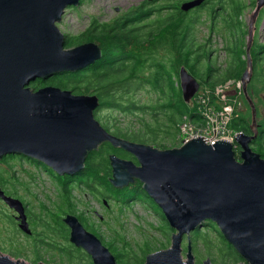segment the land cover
Wrapping results in <instances>:
<instances>
[{"label":"water","instance_id":"95a60500","mask_svg":"<svg viewBox=\"0 0 264 264\" xmlns=\"http://www.w3.org/2000/svg\"><path fill=\"white\" fill-rule=\"evenodd\" d=\"M81 1L0 0V158L23 154L46 163L60 176H71L85 168L90 152L110 142L139 162L138 166L111 155L112 185L125 189L139 180L176 231L171 248L149 254L145 264H196L190 243L184 260L182 241L206 221L219 227L242 257L240 264H264V159L250 147L258 135L255 111L254 135L237 136L239 157L231 143L220 140L207 145L203 138L162 151L118 139L105 130L94 116L100 104L97 96H76L55 87L30 88L38 79L81 71L101 58L102 51L95 44L63 48L65 35L57 24L62 23L66 9L78 7ZM204 2H184L180 10L189 12ZM263 7L264 0H256L253 22ZM179 77L182 97L189 103L200 84L185 67ZM0 198L18 213L19 228L31 235L21 201L8 197L2 189ZM64 223L70 230V242L84 250L93 264H117L101 239L76 216L67 215ZM0 264L29 263L0 251Z\"/></svg>","mask_w":264,"mask_h":264},{"label":"rangeland","instance_id":"374dc122","mask_svg":"<svg viewBox=\"0 0 264 264\" xmlns=\"http://www.w3.org/2000/svg\"><path fill=\"white\" fill-rule=\"evenodd\" d=\"M144 1L82 0L78 7L66 9L62 23L59 22L57 25L65 37H72L88 31L91 23L94 21L110 24L116 20L123 22L129 16L136 20L140 14L135 13V10L138 7H142L141 5ZM184 1L186 0H157L156 2L152 0V4L149 7L153 10H148L147 13L154 15L150 14L151 17L149 19L140 22V24L136 23L134 26L132 24L131 27L124 30L129 33L136 29V26L142 25L141 27H146V29L140 33L138 32V36L141 39H157L163 31L160 29H150V27L158 19H166L170 14L177 13L176 11L172 12L170 8L175 7L178 9L176 2L182 4ZM199 7L189 11L186 23L180 29L182 32L181 36L185 35L187 30H189L190 40L192 41L194 38L196 48L204 45L205 49L203 48V52L206 51L204 52L205 56L209 55V52L210 55L213 52H217L219 59L223 61L224 49L226 52L235 49L237 54L241 53L240 48L243 46L245 36L247 43L251 42L250 34L255 37L256 41H258V38L264 40V10L262 13H259L255 22L252 19L256 0H207V4ZM124 17L126 18L124 19ZM252 23L253 25L251 26ZM256 26H260L259 34L258 31L253 30ZM66 40L64 39V44L66 45L63 48H66L68 45ZM174 44V39L171 36L169 45L173 46ZM191 45L189 43L188 46ZM76 47L70 49H76ZM167 50V47L158 48L157 53H155L157 54V58L163 60V53H166ZM197 58L198 56L196 55L193 58V62ZM210 62L211 56L210 59L202 58V61L198 64L199 75L208 69ZM211 65H214L213 62H211ZM231 68L229 66L227 69L225 65L221 70L230 73ZM180 70L177 71V77L175 76V78L178 79L182 94L179 77ZM188 71L199 80H206L204 76L194 74L190 69ZM146 73L150 74L148 69ZM227 73L218 71L213 74L212 72V77H209L208 83L201 85L200 90H212L213 86L219 87L221 84L224 85L220 81L229 78V74ZM218 75L220 76L218 77ZM213 82L216 84L211 85ZM226 84H229L231 87L228 91V99L235 100L237 94L234 93L233 87H237L241 82L229 79L228 81L226 80ZM96 91V88H94L87 96H97ZM91 93L95 94L91 95ZM160 95L161 93L153 91L152 88L142 85L138 81L131 82L120 90H117V100H120L122 104L128 101L135 102L140 106H154L160 102ZM120 103L115 108H105L102 110L99 113V117L102 120H99L97 115L95 116L104 129L103 124L107 123L112 128H119L120 130L129 129L135 131L137 134L140 132L139 125L143 120L153 122L150 114H146V112L140 110L136 112L135 110L125 111L126 106L119 105ZM220 104H223V101H220ZM239 107H237V110ZM242 109L241 107L240 110L244 113ZM161 119L162 121H166L164 114H162ZM246 120L249 126L252 125V118L250 116ZM263 121L264 118L257 120L259 123ZM230 127L233 132L238 131L233 122ZM149 137L151 136L146 138L148 141L150 140L147 145L158 150L163 151L182 146L173 137L166 134L160 136V145H154V142ZM250 147L253 152L260 154L259 148L256 145L250 143ZM105 148L109 150L108 147ZM236 149H239V145ZM110 154L112 155V153ZM110 154L109 156H111ZM2 161L4 163L0 164V176L6 181V190L8 193L15 191L16 195L24 200L23 203L20 199H17L24 206L25 213L29 217V227L33 233V235L24 233L19 228V225L15 223L14 214H16L15 217L18 216L16 210L0 201V251L4 256H10L13 260L29 264H37L36 262L38 261L41 262L39 264H93L92 259L84 250L76 249L70 242V232L68 241L66 240L67 236H65V233L70 230L64 224V221L61 222V220L70 212V209L62 202L64 191L60 187V184L65 182V187L70 183L68 190H71V204L76 210L75 215L79 217L80 223L89 232H95L94 234L97 236L99 234L104 246L114 256L117 252L124 256V258L118 259L117 264H145L146 257L149 255L147 252L152 254L171 248L172 235L176 232L168 226L166 216L163 212L162 214L160 213L161 209L158 207L159 210L156 207L157 204L143 189V185L140 182L132 183L125 189H119L112 184L106 186L105 181L101 177L94 179L95 183L93 181L88 183L91 179L88 173H86L87 171L84 170L85 168L77 173L76 177L65 180L59 179L57 177L58 173L46 163L33 162L30 161V158L24 160L20 156H7ZM110 179L112 180L113 178ZM76 183L78 184L74 185ZM56 217L58 220L55 219ZM200 231L204 235H208L207 238L211 240V243L206 244L202 240L195 243V247L192 248V255L196 264H203L207 260H211L212 264L243 263L239 255L237 257L226 251V249L232 251L230 243L226 239H223L219 233L217 234L208 229L207 225L202 226ZM49 244L54 247H50ZM188 245L186 235L182 241V254L185 261L187 260ZM232 249L234 248L232 247ZM38 252L41 257L36 256Z\"/></svg>","mask_w":264,"mask_h":264},{"label":"trees","instance_id":"16d2710c","mask_svg":"<svg viewBox=\"0 0 264 264\" xmlns=\"http://www.w3.org/2000/svg\"><path fill=\"white\" fill-rule=\"evenodd\" d=\"M156 1L157 0H154V2ZM179 6L180 4L178 5L179 10L175 7L170 8L172 12L176 11L177 13H174L173 15L170 14V16L166 19H158L150 27V29H160L163 31V33L157 39H141L138 36V32L140 33L141 31L146 29V27H141L142 25L136 26V29L130 31L129 33L124 30L125 28L131 27L132 24L133 26L136 23L140 24V22H143L149 19L151 15H154L151 13L150 15L149 13L145 12L146 9H141L137 12L140 15H138V18L136 20L129 16V18L127 19H125V17V20L123 22H118L119 20H116L110 24L97 23L96 21L92 22L89 30L85 33L72 37H65L68 44L66 49L86 44H95L102 51L101 58L95 61L93 64L85 67L81 71L65 73L60 72L44 80L38 79L31 83L30 88L38 90L44 87H55L64 91H71L76 96H87L94 88H96V93L97 97H99L100 99V104L99 107L94 111V116L97 115L98 119L102 120L99 117V113L102 110H104L105 108H115L117 107V104L120 103V100H117V90H120L125 85L131 82H141L142 85H147L149 88H152L153 91L161 93V95L159 96L160 102L156 103V105L154 106H140L135 102L128 101L123 104L120 103L119 105L126 106L125 111L128 112L133 110H135V112L137 110L146 112V114H150L151 120H153V122H147L146 120H143L139 125L140 132L137 134L135 131L129 129L120 130L119 128H112L107 123H102L103 126L108 132L113 134L114 137H117L121 140L134 142L136 144L147 145L150 140L148 141L146 138L148 136H151L149 138L152 142H154L153 144L160 145V136L163 134L173 137V139L177 141V143H179L177 139V125L178 123L182 122L185 114L191 113L194 108H191L190 104L185 103L184 99H182L183 97L180 92L179 82L178 79L175 78V76L177 77V71H179L182 67H185L186 69L188 68V70L190 69L192 73L199 75L200 73L198 74V64L202 61V58L210 59L211 56L210 52L209 55L205 56L204 52L206 51L203 52V48L205 49L204 45L202 47L198 46V48H196L194 38L192 39V41L190 40L189 30H187L185 35L181 36L182 32L180 28L185 25L186 17L188 16L189 12H181ZM150 10L153 9L150 8ZM178 30L180 31L177 33ZM171 36L173 37L175 42L173 46L169 45ZM189 43H191L192 45L188 46ZM160 47L168 48L167 52L163 53V60H159L157 58V54H155ZM241 49L242 47L240 48V51ZM245 54L246 53L244 51H241L240 54H237V59H242V56ZM196 55L198 56V58L195 62H193V58ZM147 69L149 70L150 74L146 73ZM245 69L246 64H243L240 69L237 68L236 64H234V66H232L230 70V73H227L229 74V78L226 80H241L242 76L244 77L247 72V70L245 71ZM212 72L213 71L209 66L208 69H206V71L199 76H204L206 79L204 81L208 83L207 80L210 76H212ZM226 80L223 79L220 82H223V84H225ZM213 84L216 83L213 82L211 85ZM212 88H214V86ZM94 94L95 93H91V95ZM151 112L153 113L151 114ZM162 114H164L166 121H162ZM262 124L263 129L260 131L258 138L253 141V145H256L257 148H259L258 151L261 157L264 158V121L262 122ZM233 125L237 127L236 130H238L239 132L246 135H251V128L249 127L246 119L237 118L233 121ZM105 147H108L109 150H106ZM234 150L237 153V157H239L241 147L239 146L238 150ZM109 152L117 157L121 155H132L121 148H114L110 143H104L103 145L99 146L98 150H94L89 153L85 161L84 170L87 171L86 173H88L91 179L88 183L92 181L95 183L94 179H97V177H101V179L105 181L106 186L112 184L110 182V178H113V173H111L112 166L110 162ZM32 161L36 162L35 160ZM59 179H61V177H59ZM65 183L60 184V187L62 188V191H64L62 202L68 209H70V212L67 215H73L79 218L77 215H75L76 210L74 207H72L73 205L71 204V190H68L70 183H68L67 187L64 186ZM77 184L78 183L74 185ZM156 207L158 208L157 205ZM160 213L162 214L161 210ZM67 215H65V217ZM55 219L58 220L57 217ZM63 221L64 219L61 220V222ZM204 225H207L208 229H211L217 234L219 233L220 236L225 239L220 229L214 222L206 221L202 226ZM168 226L170 227L169 223ZM200 230L201 228H197L194 232L187 236L188 244L190 243L192 248L195 247V243L199 242L200 240L204 241L206 244L211 243V240L207 238L208 235H204ZM69 232L70 231L65 233V236H67V241ZM98 236L97 237L99 239H102L99 234ZM49 246L52 248L54 247L50 244ZM230 247L232 251H229L228 249H226V251L238 257L239 254H235V249H232L231 245ZM75 248L80 249L77 247ZM146 250L148 251V249ZM147 253L150 254L149 252ZM36 256H40V253L38 252ZM115 257L117 261L118 259L124 258V256L118 252L115 253ZM239 257L242 262H244L240 255ZM36 263L39 264L41 262L38 261Z\"/></svg>","mask_w":264,"mask_h":264},{"label":"flooded vegetation","instance_id":"af4514ba","mask_svg":"<svg viewBox=\"0 0 264 264\" xmlns=\"http://www.w3.org/2000/svg\"><path fill=\"white\" fill-rule=\"evenodd\" d=\"M191 1H194V0H186L184 2H191ZM151 4L152 3L150 0H145L143 2V4L141 5L142 7H138V9L135 10V13H137L141 9H146L145 12H147L148 8L150 10L149 6ZM205 4H207V0H205V2L202 4V6H204ZM176 5L178 6L179 3L176 2ZM180 6H181V4H180ZM202 6H200V7H202ZM263 10H264V8H262L259 13H262ZM181 12H183V11H181ZM184 13H188V12H184ZM260 26H256L255 29L253 28V30H256V32L258 31V34H259ZM250 35H251L252 45L249 46L250 43H247L246 36H245L244 43H243L244 46H242L241 51H244L246 54L243 55L242 59H240V60L237 59V53L235 52V49H232V51L230 50V52L229 51L226 52L224 49L223 61L219 59L217 52H215V53L213 52V54H211V62H213L214 65H211V62H210V67L213 71V74L217 73L218 71H221V73H227L226 71L221 70V68L225 65L227 66V69H228L229 66L231 67V65L234 66V64H236L237 68L240 69L243 64H246L245 71L247 70V72H248V75L246 77H249V78L242 76L241 80H238L241 82L242 94H241V100H240V104H239L240 107L238 106L239 108L237 110V117L234 120H236L237 118L238 119L239 118L247 119L248 116H250L253 120V111H255L256 120H258L260 118H264V106H263V101H264V71H263L264 63H262V62H264V40H261L258 38V41H256L255 37H253L252 34H250ZM258 37H259V35H258ZM249 47H250V49L248 52ZM223 48H224V46H223ZM214 56H216V57L214 58ZM249 62L252 63V68L249 67ZM193 76H195V75H193ZM213 76L216 77L217 75H213ZM219 76L220 75H218V77ZM195 79L199 82L200 87L202 84L206 83V81L199 80L198 78H196V76H195ZM235 81H237V80H235ZM241 107L243 108L242 110H244V113H242V111L240 110ZM257 123H258L259 127H258V135L256 138H258L260 131L263 129V124L259 123V122H257ZM249 127L251 128V125ZM250 133H251V135L254 134V129H251ZM253 141L251 143H253ZM7 156H13V157L20 156L24 160H26L27 158H30V157L25 156L23 154H7V155H4L0 158V164L4 163L2 160ZM131 156L121 155V156H118V158H120L122 160L132 161L134 164L139 166L138 159L134 155L132 157ZM32 160H35V159L30 158V161H32ZM36 162H40V161L36 160ZM40 163H42V162H40ZM111 173H113L112 169H111ZM55 174H57V173H55ZM77 175L78 174L71 175V176L70 175L60 176L57 174V177H61V179L68 180V179L76 177ZM4 181L5 180L3 178H1V176H0V189H2L8 197L20 199L16 195L17 193L15 191H13L12 193H8V191L6 190V183H5L6 181L5 182ZM138 182H140V181L135 180V182L133 184L138 183ZM20 200L22 202L24 201L22 199H20ZM0 201L2 203H5L2 198H0ZM15 215L16 214H14L15 223H16V225H19ZM27 217H28V215H27ZM28 220H29V217H28Z\"/></svg>","mask_w":264,"mask_h":264},{"label":"built area","instance_id":"2783aa9c","mask_svg":"<svg viewBox=\"0 0 264 264\" xmlns=\"http://www.w3.org/2000/svg\"><path fill=\"white\" fill-rule=\"evenodd\" d=\"M229 84L214 87L212 90H201L190 102L194 108L185 114L182 122L178 123V142L187 143L190 139L204 138V143L212 145L216 141L225 140L238 147L237 136L241 132L231 129L230 125L237 117V107L240 104L242 86L234 88L237 94L235 100L228 99ZM223 101V104H220ZM193 116H196L192 118ZM237 150V149H236Z\"/></svg>","mask_w":264,"mask_h":264},{"label":"bare ground","instance_id":"6f19581e","mask_svg":"<svg viewBox=\"0 0 264 264\" xmlns=\"http://www.w3.org/2000/svg\"><path fill=\"white\" fill-rule=\"evenodd\" d=\"M263 8H264V7H263ZM260 11H261V10H260ZM260 11H259V12H260ZM259 12H258L257 16L259 15ZM204 140H205V139L203 138L202 141H204ZM31 235H33V233H32Z\"/></svg>","mask_w":264,"mask_h":264}]
</instances>
